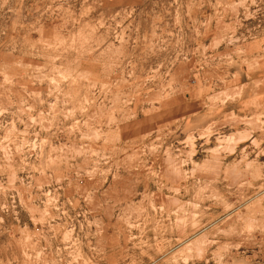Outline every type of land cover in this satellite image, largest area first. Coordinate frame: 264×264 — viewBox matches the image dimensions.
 Segmentation results:
<instances>
[{
  "label": "rangeland",
  "instance_id": "obj_1",
  "mask_svg": "<svg viewBox=\"0 0 264 264\" xmlns=\"http://www.w3.org/2000/svg\"><path fill=\"white\" fill-rule=\"evenodd\" d=\"M0 264H264V0H0Z\"/></svg>",
  "mask_w": 264,
  "mask_h": 264
}]
</instances>
